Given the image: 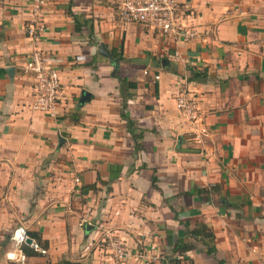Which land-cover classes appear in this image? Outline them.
I'll return each mask as SVG.
<instances>
[{
    "label": "crops",
    "instance_id": "obj_1",
    "mask_svg": "<svg viewBox=\"0 0 264 264\" xmlns=\"http://www.w3.org/2000/svg\"><path fill=\"white\" fill-rule=\"evenodd\" d=\"M32 2L0 0V264H19L6 253L20 226L49 243L25 264H167L200 225L216 254L192 244L180 264H264V0H178L200 33L191 41L123 23L110 0H49L56 119L32 110L23 70ZM119 76L137 89L123 95ZM183 91L198 101L201 143L177 107ZM107 234L145 258L118 262Z\"/></svg>",
    "mask_w": 264,
    "mask_h": 264
},
{
    "label": "built area",
    "instance_id": "obj_2",
    "mask_svg": "<svg viewBox=\"0 0 264 264\" xmlns=\"http://www.w3.org/2000/svg\"><path fill=\"white\" fill-rule=\"evenodd\" d=\"M119 13L121 21L128 24H139L145 28L159 31L165 36H170L177 41H191L200 36L198 29L188 25L186 12L179 6L178 0H110ZM49 0H33L30 12L25 23V34L29 39L32 52L29 55L23 68L26 74H30L34 79V100L32 110L41 112L49 118L56 119L60 115L59 106L63 94V85L60 81L58 69L46 61L43 50V40L47 30V5ZM178 59V54L174 55ZM160 79V76H156ZM177 107L181 114L189 121L196 134L198 142L206 135V130L202 128L198 101L188 91H183L176 99ZM201 126V129L199 128ZM75 184L79 185L80 180L75 179ZM31 238L28 231L23 226L13 230L10 239L12 249L6 253V259L12 263L25 264L27 255L23 247L27 240ZM34 242L29 245L43 255L47 251L40 248ZM101 245L108 247L118 262H126L134 257L145 258V254L138 252L132 255L124 242L116 236L107 234L101 241ZM181 259V256H177ZM156 258V257H150Z\"/></svg>",
    "mask_w": 264,
    "mask_h": 264
},
{
    "label": "trees",
    "instance_id": "obj_3",
    "mask_svg": "<svg viewBox=\"0 0 264 264\" xmlns=\"http://www.w3.org/2000/svg\"><path fill=\"white\" fill-rule=\"evenodd\" d=\"M200 74L203 73H194L193 77L197 78L200 76ZM119 83H120V92L123 94L124 92H129L131 90L137 89V84L134 82L129 81L127 78L118 77ZM124 95V94H123ZM127 123L132 125L130 119H126ZM134 136V135H133ZM155 181L153 180V183ZM91 188L96 189V185L91 186ZM190 237L193 238L194 244H204L207 246V254L209 255H215L216 254V247L213 245V242L215 240V235L211 230H208L206 226L200 225L197 226L192 231H189ZM28 235L35 240V242L40 246V248L46 250L48 252L49 243L47 241H44L41 237V235L36 233H29ZM185 242L184 240H178L172 247V253L170 255H164L163 258L167 262V264H180L181 259H178L177 256L185 257L186 253L194 249V246ZM212 244V245H211ZM23 250L27 256H40L43 254L34 249L33 247H30L29 245H24ZM62 264H82L80 262H70V261H63Z\"/></svg>",
    "mask_w": 264,
    "mask_h": 264
},
{
    "label": "water",
    "instance_id": "obj_4",
    "mask_svg": "<svg viewBox=\"0 0 264 264\" xmlns=\"http://www.w3.org/2000/svg\"><path fill=\"white\" fill-rule=\"evenodd\" d=\"M100 54L103 55L104 57H107L111 63H113L115 65V67H118L119 66V61H117L116 59L113 58V55L107 51V47L106 45L104 44H101L100 46ZM11 73L14 72V69L13 68H10L9 70ZM92 99V95L86 91L83 92V95H82V98H81V102L86 104L87 102L91 101ZM64 139L63 138H60V142L63 143ZM95 230V227L91 224H85L84 225V231L85 232H91ZM33 239L32 238H29L27 240V244L28 245H31L33 243Z\"/></svg>",
    "mask_w": 264,
    "mask_h": 264
}]
</instances>
